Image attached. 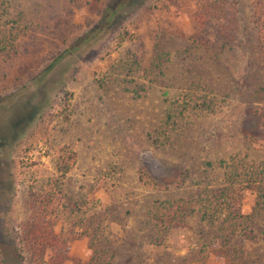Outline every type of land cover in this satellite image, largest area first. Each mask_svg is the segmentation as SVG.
<instances>
[{"label":"rangeland","instance_id":"1","mask_svg":"<svg viewBox=\"0 0 264 264\" xmlns=\"http://www.w3.org/2000/svg\"><path fill=\"white\" fill-rule=\"evenodd\" d=\"M109 2L0 0V251L264 264V0Z\"/></svg>","mask_w":264,"mask_h":264},{"label":"trees","instance_id":"2","mask_svg":"<svg viewBox=\"0 0 264 264\" xmlns=\"http://www.w3.org/2000/svg\"><path fill=\"white\" fill-rule=\"evenodd\" d=\"M135 0H110V2L107 4L98 24L94 27V29L87 35L80 38L77 43L78 45L74 48H78L81 45H84L85 43L89 42L91 39L100 37L101 35L105 34L107 31H109L111 28H113L118 22L119 19L123 17L126 10L128 8H131L135 5ZM258 41L259 46L262 52V58L264 60V21L259 26L258 31ZM63 55L56 58L51 64L45 69L44 74L49 73L55 65L60 61ZM38 115V111H32L29 112L28 116L24 118V122L26 124L31 123L35 117ZM21 123L17 122L14 126L15 130L18 129L17 135L19 136L22 134L23 128L21 127ZM14 130V129H13ZM187 172L183 173V177L181 180L178 181L177 185L183 186L186 183L187 178ZM141 179H144L143 176H141ZM153 180H150L148 183H153ZM38 259H40V263L38 264H50L53 259L51 258L49 262H45L46 257V249L40 248V252L38 254ZM67 259L65 256H61L57 262H54L55 264H63V262ZM0 264H11L8 256H6L4 253L0 251ZM15 264H23V257L20 255V260L18 259ZM88 264H111V257L104 258L101 256L98 252H94L93 256L91 257Z\"/></svg>","mask_w":264,"mask_h":264}]
</instances>
